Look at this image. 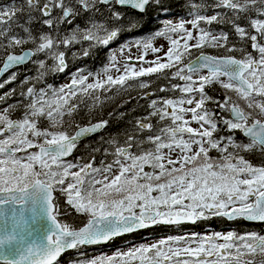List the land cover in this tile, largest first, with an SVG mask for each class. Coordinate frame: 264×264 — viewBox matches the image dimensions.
Wrapping results in <instances>:
<instances>
[{"label": "snow or ice", "instance_id": "snow-or-ice-1", "mask_svg": "<svg viewBox=\"0 0 264 264\" xmlns=\"http://www.w3.org/2000/svg\"><path fill=\"white\" fill-rule=\"evenodd\" d=\"M149 5L168 11L163 0H24L20 6L0 9L4 53L0 76L17 66L36 65V75L22 81L31 85L21 92L26 102L0 109V264H60L69 250L157 226L213 218L264 223V164L254 165L242 154L264 156V0H213L211 4L189 0L190 19H165L149 38L120 45L118 51L128 53L122 68L116 51H110L103 76L96 74L92 82L93 74L84 75L79 68L59 88L35 86L48 73L67 70L65 50L72 46H82L79 53L72 52L74 58L87 57L93 49L115 41L125 30L117 26L124 19L117 6L143 14ZM209 9L212 15L205 14ZM104 10L109 15L97 19ZM25 11L27 19L22 20ZM82 14L87 15L84 25L75 24ZM33 20L49 31L34 35ZM240 21H246L247 27ZM202 23L230 25L240 41L250 40L253 51L229 46V33H213ZM62 24L75 27L61 33ZM136 27L133 18L126 30ZM156 37L167 40L166 50L155 46ZM28 44L32 47L25 48ZM133 46L140 49L135 58ZM205 48L229 54L211 55ZM236 51L241 52L239 58L231 54ZM149 52L156 54L151 61L146 60ZM40 56L44 58L37 59ZM166 72L170 73L166 78L180 83L159 91L181 95L151 100L149 114L135 121L134 131L126 133L123 142L109 139L111 150L105 148L104 153L111 161L102 160L97 167L95 156L87 162L67 159L82 140L109 123L106 119L75 122L86 99L92 101L87 105L91 112L114 99L98 93H119L134 86L146 89L150 82L140 78ZM17 75L12 71L0 88ZM213 86L223 90L222 99L208 94ZM14 91L0 95V103ZM17 110L21 115L13 118ZM152 117L158 118L155 125ZM221 126L225 135H218ZM237 133L245 139L237 140ZM56 193L86 218L80 225L62 218L66 213ZM80 255L70 264H264V233L192 232L111 255Z\"/></svg>", "mask_w": 264, "mask_h": 264}, {"label": "trees", "instance_id": "trees-1", "mask_svg": "<svg viewBox=\"0 0 264 264\" xmlns=\"http://www.w3.org/2000/svg\"><path fill=\"white\" fill-rule=\"evenodd\" d=\"M19 2V3H18ZM193 2H200V0H193ZM206 3L211 4L213 3V0H205ZM24 3V0H17L15 3H10L8 5H12L15 4L17 6H20ZM164 5L167 7L168 11L166 13H164L163 11L157 9L156 7H154L153 5H149L148 9L145 13L140 14L137 13L135 11H133L130 8H120V7H116V10L121 11L122 13H124V19L120 22H118L117 26L122 27L123 30L121 32V34L118 36L117 40L114 41L113 43H118V41L125 39V38H130L134 35H143L146 33H152L154 30H156L158 28V26L161 24V19H163L165 17L166 14H174V15H179V16H186L189 15L190 12V7H189V0H163ZM223 11V10H221ZM208 12H213L212 9H209L206 13ZM205 13V14H206ZM35 16H39V13H35ZM109 15V13L104 10L101 14L97 15V19H101V18H106ZM135 18L138 22V27H136L135 29L128 31L126 30L128 28V21ZM22 20H26L27 19V15H26V11L25 14H23L21 16ZM87 19V15H81L75 22V24H80L81 26L84 25L85 21ZM240 23L243 26L247 27V22L246 21H240ZM73 24V25H75ZM73 25H68V24H62L60 26V31L61 33L64 31H68L69 28H71ZM203 26H205L207 29L209 30H219V31H224L229 33V46L235 45L237 49H244L245 51L248 52H252L253 50L251 49V42L250 40L247 41H238V37L236 36V34L234 33L233 29L231 28L230 25L228 24H220V23H213L211 25H205L202 23ZM31 28L33 30V32L35 33L34 35H38L40 31H49L48 28H46L45 26H43L42 22H40L39 20H33L31 23ZM17 31L19 32V29H17ZM20 34L22 35L23 33L20 32ZM31 45V44H28ZM27 46V45H24ZM19 48L15 49L18 50ZM204 51H210L214 54H222L225 50L224 49H216V48H210V49H204ZM106 51H104V49H100L94 52L93 55H95L94 57L90 58L89 60H93L94 63L100 64L102 65L106 59ZM193 54H195V52H193ZM231 54L237 55V56H241V52L240 51H236L233 52ZM255 55V53H253ZM92 62V61H91ZM78 63L81 65L80 62H75V59L73 61V64ZM88 64V63H87ZM24 74V73H23ZM158 76V75H157ZM167 76H170V73H165L163 75H159L157 77V79L153 82V85H150V87L147 89L148 92L150 90H157L161 87H169L171 85V81L167 80L168 78H166ZM152 77V76H149ZM31 86L30 84H22V82L17 83L14 87L13 90H15L14 92H24L26 91L27 87ZM142 89H139L138 87L136 89H131L128 91H121L119 93H103L100 92L99 94L101 95V97L103 98L105 95L114 97V99H109L106 100L102 105L97 106L95 109H93L91 112L88 111L87 105L91 104L92 101L91 100H85L84 103L81 104L77 114L75 115L74 119L75 122L83 124L89 120H94V119H101V118H107L110 117L109 113H113L112 117H116L115 119H113L114 123H118L116 124V126H114L113 128H115V130H113L112 132L109 133H105V140H109L113 137H115L116 139H120L121 142H123L126 133H130V129H124V120L126 119H141L145 116H147L148 113V106L145 105L144 103H146L145 101L148 99L144 98V94L148 93ZM161 93V91H159ZM207 92L209 95L212 96H216L222 99V92L219 88V86H213L211 88L207 89ZM132 95L135 94L133 97L131 96V98L129 100H127L126 102V107L129 108L130 110H132V113L130 115V117H127V115L123 114L121 116V113L116 114L113 112L114 110L120 108L121 106L123 107L122 104H118L119 101L124 98L126 95ZM162 94V93H161ZM140 97L141 101L143 102H136V98ZM150 97V96H149ZM136 102V103H135ZM209 108H213L214 105L209 104L208 105ZM151 122L155 125L156 124V117H152L151 118ZM222 128V126H221ZM147 133H144L143 135L146 136ZM226 132L223 130H221L220 133H218V135H225ZM120 137V138H119ZM245 138H243L242 136H240L239 133H237V140H244ZM246 142V141H245ZM102 141H99L95 146H90V148H95L99 149V151L95 152L92 154V156H90L89 158H92L93 156H95V164L96 166H100V162L102 160L107 161L108 158L106 155L103 156L102 154V149H103V144H101ZM107 148V147H105ZM246 159H248L250 162H252L254 165H262L264 164V156H261V154L259 152H250V153H242ZM213 156H216L217 153L215 151L212 152ZM80 159L82 160L84 157H82L81 155H79ZM64 220H66L69 223H73V224H80L83 222L81 217H76L73 218L70 215H64L62 217ZM223 225H230L233 226L235 228L236 231L238 232H246L249 230H263L264 231V223H258V224H253V223H248L245 222L243 220H237V221H227L224 218H213L211 220H207V221H199L196 224H190L189 226L193 228V231L195 232H201L203 230L204 227H208V226H212L214 228H219L220 226ZM169 226H157V227H153V228H149V229H145L144 231H140L137 232L135 234H131L128 236H124V237H120V238H116L113 240V243L116 245L118 243L124 242L126 240H135V239H139L141 238L143 235H145V233H167V234H176V232L178 231V229H172L169 230L167 229ZM183 229V228H181ZM151 231V232H150ZM67 255V254H66ZM63 256V258L60 259V261L64 262V258L66 257Z\"/></svg>", "mask_w": 264, "mask_h": 264}, {"label": "flooded vegetation", "instance_id": "flooded-vegetation-1", "mask_svg": "<svg viewBox=\"0 0 264 264\" xmlns=\"http://www.w3.org/2000/svg\"><path fill=\"white\" fill-rule=\"evenodd\" d=\"M17 0H0V6L1 5H5V6H8V4L10 3H15ZM114 42V41H113ZM113 42L111 44H113ZM84 47H86L87 45H83ZM28 48L32 47V45H27ZM81 45H74L72 46L70 49H62V50H65L66 51V55H67V62H68V68L65 72L63 73H48L44 80L42 82H35V86L37 88H40V87H46L48 84H51L53 85V87L55 88H59L61 86V82H65L66 83H69L70 82V78H71V74L73 72H75L78 68H82L84 70H87L88 71H91V70H95L96 68H99L100 65L96 64V63H92L89 59L94 57L95 55L94 52L97 51V50H100L101 48H97V49H93L91 54L87 57H82V56H77V57H73L72 56V52H77L79 53L80 52V49H81ZM109 48V47H108ZM102 49H104V51H107L106 50V47H102ZM17 51V50H15ZM4 55L3 51H0V59H2V56ZM43 57V56H42ZM75 59V62H80V64L78 63H75L73 64V61ZM49 65L51 64V61L49 60L48 61ZM88 63V64H87ZM30 66V67H29ZM11 71H15L18 73L17 75V78L15 81L9 83V84H6L3 88H0V95H4V93H7V92H10L14 89L15 85L17 83H20L22 82L21 80L28 76V77H31V75H33L35 73L36 75V70H35V67L33 65H25V66H19V67H15L13 68L12 70H10L8 73H5L3 76H0V82H3L4 79H7L8 76H9V73ZM24 73V74H23ZM93 79V78H92ZM89 82H92V81H89ZM63 85V84H62ZM134 88V87H133ZM132 88V89H133ZM26 92V91H24ZM99 94V93H98ZM87 100V99H86ZM25 103V99L24 97L21 96V92H14V94L9 97L6 101L0 103V108H3V107H6L8 104H15V103ZM123 107L121 106L120 108L114 110L113 112L116 114H119V113H123L125 115H127V117H130L131 113H132V110H130L129 108L126 107V103L125 104H122ZM150 112V109H148V113L147 115L149 114ZM21 115V110H17L15 113H14V116L13 118H18L19 116ZM116 117H107V118H101V119H106L109 121L108 123V126L103 129L101 132L95 134V135H92L90 137H88L87 139H84L80 142V144L78 145L77 149L73 152V154L68 157L67 159L73 161V162H76L77 159L80 157L79 155H81L82 157H84L81 162H87L88 160H90L91 158H89L90 156H92L93 153L97 152V151H93V149H96L95 148H90V146H95L99 141H102L101 144H103V151H102V154L103 156L105 155L104 153V149L105 147L109 148V145H108V140L106 141L104 136H105V133H109L112 132L113 130H115V128H113L114 126H116V124L118 123H114L113 122V119H115ZM101 119H94L92 120L93 122L95 121H98V120H101ZM158 118H156V121H157ZM135 121L136 119H132V120H124V129H130V133L134 131V128H135ZM88 123L85 122L83 124H86ZM148 135V133L146 134ZM120 138V137H119ZM125 139V138H124ZM120 141V139H118ZM121 142V141H120ZM109 150H111L109 148ZM108 160L107 161H111L112 157L110 155L107 156ZM96 166V164H95ZM56 196H57V199H58V202L61 206V209L63 212H65L66 214L65 215H70L71 217L73 218H76V217H81L82 220L84 221L86 218L82 215H79V214H76L74 212V210H72L70 207H68L66 204H65V198L63 196H61L59 193H56ZM81 224V223H80ZM80 224H76L77 226L80 225ZM190 223H185V224H182V225H179L178 227L176 226H169L167 229L169 230H172V229H181L183 228L182 230H180L177 234H181L182 233H191V232H195L193 231V228L189 226ZM221 228H219L218 230L219 231H222L223 230H233L232 227H230L229 225H223V226H220ZM184 228H191V229H184ZM208 231L210 232V230H214V227H205L203 228V230L201 232H197V233H201L203 234L204 231ZM144 231V230H143ZM249 231H257V232H261V233H264V231L261 229L259 230H249ZM151 232V231H150ZM164 235H171V234H167V233H163V234H160V233H148L147 235H143L141 238L139 239H136V240H131L130 243H135L141 239H149V238H152V237H160V236H164ZM114 245H107V246H88V247H82V249H85V250H90V249H93V248H98V250H111Z\"/></svg>", "mask_w": 264, "mask_h": 264}, {"label": "rangeland", "instance_id": "rangeland-1", "mask_svg": "<svg viewBox=\"0 0 264 264\" xmlns=\"http://www.w3.org/2000/svg\"><path fill=\"white\" fill-rule=\"evenodd\" d=\"M19 3V2H18ZM3 8V5H1L0 6V9H2ZM164 13H166V12H164ZM213 14V12H209V13H207V15H212ZM22 16V15H21ZM21 18V17H20ZM181 18H183V19H190V16L189 15H186V16H179V15H174V14H166L165 15V17L163 18V19H161V21H163V20H165V19H171V20H173L174 22L175 21H178L179 19H181ZM161 26H162V24H160L159 26H158V28L156 29V30H154L152 33H154L155 31H157V30H159L160 28H161ZM72 27H75V25H73ZM201 27H203V25L201 24ZM205 28V27H204ZM69 30H70V28H69ZM68 30V31H69ZM211 32H213V33H219V32H221V31H219V30H210ZM67 32V31H66ZM34 33V32H33ZM62 33H64V31L62 32ZM152 33H146V34H143V35H141V36H138V35H134V36H132L131 38H125V39H122L120 42H118V44L117 45H112V44H110L109 46H107L106 47V59H105V61H104V63L102 64V65H100V64H98V65H100V67L99 68H96L95 70H91V71H88L87 72V70H84V75H88L89 73H92L93 75L92 76H90L89 77V81H92L93 79V77L96 75V74H100V76L102 77L103 76V72H102V69L109 63V59H108V57H109V52L110 51H116V55H117V59L118 60H120L121 61V64L120 65H118L119 67H121L122 68V62H123V59H124V56H126V55H128V53L127 52H125L124 54H121L119 51H118V49H119V47H120V45H122V44H133V42L135 41V40H139V39H147V38H149L150 37V35L152 34ZM35 34V33H34ZM238 41H240L239 39H238ZM153 43L155 44V46H157V47H163V49L164 50H166V48H167V40L165 39V38H163V37H156L154 40H153ZM109 47V48H108ZM205 49H207V48H205ZM208 49H210V48H208ZM204 50V49H203ZM194 52H198V50H194ZM222 54H227V52L226 51H224ZM131 55L135 58L136 56H138V55H140V49H137L135 46H133L132 47V50H131ZM155 55L156 54H153V53H151V52H149V53H147V55H146V60H148V61H151V60H153L154 58H155ZM159 55H163V52H161ZM44 57H42V56H40V57H37V59H43ZM92 61V63H94L93 62V60H91ZM134 62L137 64V67H139L140 65H139V62H136L135 60H134ZM97 64V63H96ZM31 65H33L34 67H35V70H36V65H34V64H32L31 63ZM145 67H147L148 65L147 64H145L144 65ZM79 69V68H78ZM12 72V71H11ZM11 72L9 73V75H11ZM112 75H116L117 73L115 72V71H112V73H111ZM35 76V73L33 74V75H31V77H34ZM26 77H28V76H26ZM26 77H24L21 81H24L25 80V78ZM157 75L156 74H153L152 75V77H143V78H140V79H142V80H145V81H149L150 82V85H153V82L157 79ZM4 80H6V79H4ZM167 80H170V79H167ZM67 81V80H66ZM66 81H64V82H61V85L62 84H65V82ZM173 81V80H172ZM156 82V81H155ZM134 84H135V82H133ZM173 83H180L179 81H173ZM172 84V83H171ZM150 87V86H149ZM148 87V88H149ZM137 88V86H134V88L133 89H136ZM148 88H146V89H142V90H144V91H146V92H148ZM168 89H170V86L169 87H167ZM160 89V88H159ZM159 89H157V90H150L148 93H151V95H148V96H146L145 97V95H144V98H145V100H146V98H148L145 102L146 103H144L145 105H147L148 106V104L151 102V100H153V99H161V98H169V97H179L181 94L179 93V92H173V91H171V90H168V91H164V92H159ZM221 90V92L223 93V90L222 89H220ZM113 93H116V91L115 90H113ZM135 94H132V95H126L124 98H122L120 101H119V103L118 104H125L126 102H127V100H129L130 98H131V96L133 97ZM150 96V97H149ZM136 102H140V103H142L143 104V102L141 101V99H140V97H137L136 98ZM135 102V103H136ZM0 109H2V108H0ZM194 127H195V125H193ZM174 226H176V227H178L179 225H174ZM211 231V230H210ZM216 231H218V230H216ZM208 231H204L203 232V234L204 233H207ZM223 232H226V230H223ZM192 233V232H191ZM186 233H181V234H174V235H185ZM188 234H190V233H188ZM166 236H168V235H164V236H160V237H152V238H149V239H141V240H139V241H137V242H135V243H130V241H126V242H123L124 244H122L121 243V245L118 247V248H112L111 250H98V249H90V250H85V249H80V250H75L73 253H69V254H67L66 255V257L64 258V262H61L60 264H70V262L71 261H75V260H77V259H79V258H81V255H80V253L82 252L83 254H84V256L85 257H87V258H92V257H94V256H98V255H102V254H106V255H111L112 253H114L115 251H117V250H121V251H126L127 250V248L128 247H132V246H134V245H138V244H140V243H153V242H155L156 240H158V239H160V238H164V237H166Z\"/></svg>", "mask_w": 264, "mask_h": 264}, {"label": "water", "instance_id": "water-1", "mask_svg": "<svg viewBox=\"0 0 264 264\" xmlns=\"http://www.w3.org/2000/svg\"><path fill=\"white\" fill-rule=\"evenodd\" d=\"M26 48H28V47H26ZM207 54H211V53H207ZM211 55H214V54H211ZM250 223H259V222H250ZM131 234V233H130ZM125 235H127V234H125ZM109 242H106V243H102V244H98V245H107ZM98 245H96V246H98ZM69 251H71V250H69ZM69 251H67V252H69ZM67 252H65V253H67ZM64 253V254H65ZM63 255V254H62ZM61 258V257H60Z\"/></svg>", "mask_w": 264, "mask_h": 264}, {"label": "bare ground", "instance_id": "bare-ground-1", "mask_svg": "<svg viewBox=\"0 0 264 264\" xmlns=\"http://www.w3.org/2000/svg\"><path fill=\"white\" fill-rule=\"evenodd\" d=\"M116 40H117V39H116ZM116 40H115V41H116ZM117 44H118V43L115 42V43H113L112 45H117ZM181 233H182V232H181Z\"/></svg>", "mask_w": 264, "mask_h": 264}]
</instances>
